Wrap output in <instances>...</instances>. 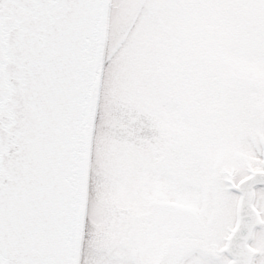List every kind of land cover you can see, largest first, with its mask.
Masks as SVG:
<instances>
[{"label":"snow or ice","instance_id":"snow-or-ice-1","mask_svg":"<svg viewBox=\"0 0 264 264\" xmlns=\"http://www.w3.org/2000/svg\"><path fill=\"white\" fill-rule=\"evenodd\" d=\"M0 264H264V0H0Z\"/></svg>","mask_w":264,"mask_h":264}]
</instances>
